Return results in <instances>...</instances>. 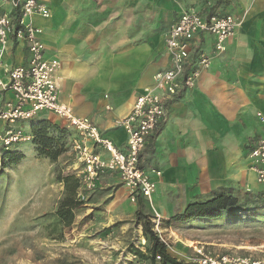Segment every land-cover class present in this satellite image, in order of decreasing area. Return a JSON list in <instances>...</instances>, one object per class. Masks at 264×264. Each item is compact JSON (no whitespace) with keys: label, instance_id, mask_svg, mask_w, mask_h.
<instances>
[{"label":"crops","instance_id":"obj_1","mask_svg":"<svg viewBox=\"0 0 264 264\" xmlns=\"http://www.w3.org/2000/svg\"><path fill=\"white\" fill-rule=\"evenodd\" d=\"M41 1L50 15L25 16L23 22L42 29L45 56L60 61V99L121 150L126 132L116 121L153 84L156 72L168 67L164 40L171 24L186 9L235 15L239 24L218 53L212 52L211 35L198 38L200 49L211 56L209 66L193 87L167 102L166 117L148 135L140 165L160 174L156 190L142 201L150 212L169 220L219 192L236 196L242 190L264 189L249 156L253 143L264 136V0ZM5 9L0 0V13ZM0 49L4 66L26 64L24 41L11 36ZM1 76L5 78L3 69ZM12 97L0 88V109ZM37 117L64 127L50 111ZM71 132L66 130L64 140Z\"/></svg>","mask_w":264,"mask_h":264},{"label":"rangeland","instance_id":"obj_2","mask_svg":"<svg viewBox=\"0 0 264 264\" xmlns=\"http://www.w3.org/2000/svg\"><path fill=\"white\" fill-rule=\"evenodd\" d=\"M43 119L48 118L21 122L27 140L0 145V264H132L137 261L133 249L144 253L149 245L142 234L143 217L150 218L158 238L166 239L167 253L176 261L191 253L188 245L194 244L217 253L264 256L263 188L236 194L235 215L161 219L145 204L138 208L115 171L100 172L87 187L68 139L57 160L38 154L32 130ZM59 173L80 177L79 207L69 226H54L51 218L64 191Z\"/></svg>","mask_w":264,"mask_h":264},{"label":"built area","instance_id":"obj_3","mask_svg":"<svg viewBox=\"0 0 264 264\" xmlns=\"http://www.w3.org/2000/svg\"><path fill=\"white\" fill-rule=\"evenodd\" d=\"M7 9L0 13V46L7 47L11 36L27 45L26 64L6 67L0 49V88L12 92L13 97L0 109V144L12 147L28 136L17 126L41 111L54 113L68 130H72L69 147L82 164L81 180L93 186L100 172L115 171L132 201L138 197L149 199L156 190L160 171L147 170L140 165V152L148 135L167 115V102L184 88L195 85L201 70L209 66L211 56L200 49L198 38L209 34L214 39L213 53L224 48V41L234 33L239 20L235 15L205 14L186 9L171 24L165 35V50L169 57L167 68L156 72L153 84L145 87L132 103L130 111L116 123L126 132L125 149L115 146L91 120L74 114L73 108L59 96L56 72L60 61L46 57V45L40 39L42 29L32 22H23L25 16L48 17L49 8L41 0H3ZM4 70L5 78L1 76ZM108 108V107H107ZM100 152L109 155L103 158ZM251 169L258 183L264 185V136L250 149ZM154 175V176H153ZM165 245L166 239L159 235ZM192 252L177 264H264V256L217 253L203 244H194ZM132 264H168L160 256L153 261H135Z\"/></svg>","mask_w":264,"mask_h":264},{"label":"trees","instance_id":"obj_4","mask_svg":"<svg viewBox=\"0 0 264 264\" xmlns=\"http://www.w3.org/2000/svg\"><path fill=\"white\" fill-rule=\"evenodd\" d=\"M50 122L48 119L37 121L33 124L32 141L38 154L57 160L61 155L64 147V137L66 128ZM51 132V133H49ZM57 179L63 182V196L58 203V207L52 214L53 225L69 226L73 222L76 209L79 207L77 201L78 187L80 177L75 173L58 174ZM139 209L143 206L142 197L137 198ZM239 200L225 192L216 193L213 197L205 202L191 203L182 213L175 214L174 220L187 221L192 218H208L228 212L229 215L238 213ZM233 210V211H232ZM142 234L149 245L146 247L147 252H141L133 249L137 256V261H153L155 256H160L164 263L177 264L175 258L167 253L165 244L159 240L158 236L152 230L150 218L143 217Z\"/></svg>","mask_w":264,"mask_h":264}]
</instances>
